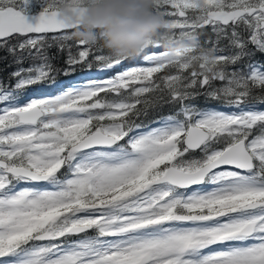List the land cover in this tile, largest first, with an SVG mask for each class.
<instances>
[{
	"label": "snow or ice",
	"instance_id": "obj_1",
	"mask_svg": "<svg viewBox=\"0 0 264 264\" xmlns=\"http://www.w3.org/2000/svg\"><path fill=\"white\" fill-rule=\"evenodd\" d=\"M54 3L0 0V264H264V0H159L173 61L74 41Z\"/></svg>",
	"mask_w": 264,
	"mask_h": 264
},
{
	"label": "clouds",
	"instance_id": "obj_2",
	"mask_svg": "<svg viewBox=\"0 0 264 264\" xmlns=\"http://www.w3.org/2000/svg\"><path fill=\"white\" fill-rule=\"evenodd\" d=\"M159 0H55L52 10L69 30L71 39L102 47L112 58L132 59L159 44L163 59L173 61L192 46L188 40H164L171 22L154 8ZM203 8V0H194ZM211 56V52H208Z\"/></svg>",
	"mask_w": 264,
	"mask_h": 264
},
{
	"label": "trees",
	"instance_id": "obj_3",
	"mask_svg": "<svg viewBox=\"0 0 264 264\" xmlns=\"http://www.w3.org/2000/svg\"><path fill=\"white\" fill-rule=\"evenodd\" d=\"M226 43V42H225ZM55 48H53V49H51L50 50V54H55ZM104 53H105V51H104ZM106 54V53H105ZM255 60L256 61H258V62H264V55H260V54H257V56L255 57ZM31 63V61H26L25 62V67H27V66H29V64ZM54 63L58 66V67H60V68H63L65 65H64V62H63V56H59V57H57L55 60H54ZM138 63V62H137ZM124 68H127V67H129V65L126 63L124 66H123ZM5 68V65L4 64H2V63H0V69H4ZM13 69L12 68H8V69H6L5 71H3V72H0V77H3L4 78V83H5V85L7 86L8 84H14L15 83V80H12V81H8V79H7V73L8 72H10V71H12ZM94 70V69H93ZM120 69H117V71H119ZM79 72H82V71H80V70H78ZM79 72H75V73H79ZM97 72V71H96ZM75 73L74 74H72V75H70V76H61V75H59L58 77H57V79H64V78H67V80H66V82H70V79L75 75ZM98 73V72H97ZM98 74H101V75H104V77L105 78H108V77H110V75H112L113 74V72H103V73H98ZM45 86H43V85H41V86H39V89H37V91H34L35 89H28L27 91H26V94H29L28 92H33L34 94H36V93H38V92H41L40 91V89H43ZM36 88V87H35ZM47 89L46 90H48V89H50L51 87H46ZM45 91V90H44ZM102 96L104 95V94H101ZM195 103L197 104V105H199L201 108H219L220 106H219V104H217L216 102H213V101H209V102H205V100L203 99V98H200V99H198L197 101H195ZM257 107L258 108H264V104H257ZM173 111V109L172 108H169V107H164L162 110H158V111H155V112H152L150 115H149V117H148V120H152V119H154L155 117H158V116H165V115H167V114H169V113H171ZM148 120H145L144 122L145 123H147L148 122Z\"/></svg>",
	"mask_w": 264,
	"mask_h": 264
},
{
	"label": "rangeland",
	"instance_id": "obj_4",
	"mask_svg": "<svg viewBox=\"0 0 264 264\" xmlns=\"http://www.w3.org/2000/svg\"><path fill=\"white\" fill-rule=\"evenodd\" d=\"M94 73H97L96 72V70L95 71H91V72H87V71H84V72H82L81 74H80V77L83 79V80H85V81H87V80H90V78H91V76L94 74ZM114 74V73H113ZM84 77V78H83ZM93 77V76H92ZM77 79V78H76ZM100 79H103V78H100ZM63 80H57V83L54 85V86H56L57 88L54 90V91H52V92H43L41 95H53V94H58L60 91H62V90H64V89H66V88H68L69 86H77L76 85V83L74 84L73 82H71V83H66L65 85H61V82H62ZM75 82V81H74ZM35 87H39V86H34V87H32V88H35ZM41 95H39V96H41ZM33 95H31V94H29V95H26L25 93H24V98L25 99H27V98H29V97H32ZM36 96V95H35ZM26 186H28V185H21L20 187H26Z\"/></svg>",
	"mask_w": 264,
	"mask_h": 264
}]
</instances>
